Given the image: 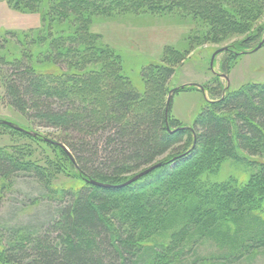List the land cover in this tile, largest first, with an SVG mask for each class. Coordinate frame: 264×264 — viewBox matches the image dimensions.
<instances>
[{
  "label": "trees",
  "instance_id": "trees-1",
  "mask_svg": "<svg viewBox=\"0 0 264 264\" xmlns=\"http://www.w3.org/2000/svg\"><path fill=\"white\" fill-rule=\"evenodd\" d=\"M6 1L41 25L8 32L14 46L0 47L3 98L30 126L60 131L76 165L39 133L3 127L55 147L82 184L57 188L27 149L0 147V183L34 180L52 212L43 223L0 226V264H241L264 256V83L226 94L215 84L191 129L171 117L172 103L167 113L170 83L196 48L246 35L224 53L227 76L261 42L264 0ZM128 14L191 25L186 49L166 47L162 63L143 68V92L92 30ZM163 157L125 188L89 182L125 183ZM225 161L246 167L248 180H220Z\"/></svg>",
  "mask_w": 264,
  "mask_h": 264
},
{
  "label": "rangeland",
  "instance_id": "rangeland-1",
  "mask_svg": "<svg viewBox=\"0 0 264 264\" xmlns=\"http://www.w3.org/2000/svg\"><path fill=\"white\" fill-rule=\"evenodd\" d=\"M40 25L41 18L39 15L17 12L9 7L6 0H0V47L5 49L9 44H11L10 47L14 46L15 42L10 40L8 32H28L39 28ZM255 26H260L262 32L264 31V16L256 22ZM190 29L189 22H184L177 16H138L134 14L121 15L106 20L100 19L92 28L96 34L102 37L105 45L114 48L121 55L124 73L133 85L142 92L144 90L141 77L143 68L150 64L162 63L166 47L186 49L188 47L186 38ZM245 37L246 35H242L226 43L207 44L198 47L191 53L186 63L176 70L170 83V90L184 85L196 84L204 87L205 94L198 88L186 89L175 94L171 108V117L174 120L176 119L183 126H187L186 128H192L205 102L207 99H211L209 92L214 88V85L220 83L226 88L228 84L226 78L218 75L223 74L221 65L226 54H220L215 60L214 70L217 74L210 67L214 52L225 46L230 47ZM263 38L264 32L262 40ZM6 75H8L7 68L0 67V120L12 122L53 141H62L60 131L30 126L20 113L9 106L3 98V84ZM227 77L230 83L229 92L237 91L246 84L264 83V47L255 53H248L239 57ZM17 145L21 146H18L19 148L31 152L34 159L52 173L55 187L77 188L81 186L82 181L77 177L76 172L69 167L59 150L44 142H34L29 138L22 137L15 131L0 125V147L12 151L13 147ZM165 158L163 157L153 165L161 163ZM249 176L250 171L246 167L230 161H225L218 172L220 180L227 181L232 177L239 183H245ZM39 189V185L28 177L12 178L0 183V226L13 228L19 225L28 226L45 222L52 213L49 209L51 205L47 200L41 201L43 198ZM35 199H37V203L32 205ZM241 264H264V256L247 259Z\"/></svg>",
  "mask_w": 264,
  "mask_h": 264
},
{
  "label": "water",
  "instance_id": "water-1",
  "mask_svg": "<svg viewBox=\"0 0 264 264\" xmlns=\"http://www.w3.org/2000/svg\"><path fill=\"white\" fill-rule=\"evenodd\" d=\"M264 47V38L263 40L251 51L249 52H246L244 54H248V53H255L257 51H259L260 49H262ZM230 50V47H222V48H219L217 49L212 58H211V62H210V67H211V70L214 72V73H217L214 68H215V60L216 58L222 54V53H225L227 51ZM218 74V73H217ZM220 75V77H223V78H226L228 84L224 90V94H226V92H228L229 90V86H230V83H229V79L228 77L225 75V74H218ZM192 88H198L199 90H201L204 94H205V89L204 87L200 86V85H196V84H190V85H184V86H180V87H177V88H174L170 91L169 93V96H168V99H167V113H168V110H169V106L171 105L172 103V100H173V97L174 95L177 93V92H180V91H183V90H186V89H192ZM207 101H210L207 99ZM0 125L2 126H7L9 128H12L16 131H19V132H22V133H25L29 136H32V137H38L39 134L34 132V131H29V130H26L24 128H22L21 126L17 125V124H14L12 122H9V121H5V120H0ZM181 129H186V127L184 128H181ZM187 129H191V128H187ZM44 141L47 142V143H50V144H53L61 149H63L65 152H67V154L69 155L71 161L73 162V164L76 165V162L74 160V158L72 157L70 151L68 150V148L63 145L62 143H59V142H56V141H53L51 139H48V138H44ZM162 166V163H158V164H155L153 166H150L149 168H146L145 170H142L140 171L139 173H137L136 175H134L132 178H130L128 181H126L125 183H122V184H118V185H112V184H106V183H101V182H98V181H95V180H90L89 182L95 186H98V187H102V188H108V189H121V188H125L127 186H130L131 184H134L136 183L137 181L141 180L142 178H144L145 176L149 175L150 173L154 172L155 170H157L158 168H160Z\"/></svg>",
  "mask_w": 264,
  "mask_h": 264
}]
</instances>
